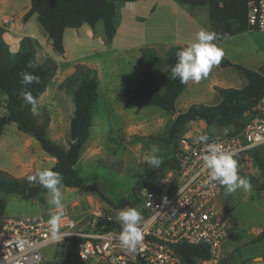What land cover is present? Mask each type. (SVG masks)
Segmentation results:
<instances>
[{"label":"rangeland","instance_id":"obj_1","mask_svg":"<svg viewBox=\"0 0 264 264\" xmlns=\"http://www.w3.org/2000/svg\"><path fill=\"white\" fill-rule=\"evenodd\" d=\"M167 1L178 5L173 0ZM153 3V0L141 1L137 4L118 2L116 7L118 15H120L119 13L125 7L131 10L133 5H146L145 10L136 11L135 19L136 17L147 19L142 23L154 27L158 19H155V16L150 17V12L154 8ZM29 6H31V0H12L9 10L18 14ZM205 10L207 7L201 8V11ZM125 17L128 20V25L131 26L133 20L128 18L126 13ZM200 21L208 23V17L203 13ZM135 25L137 24L135 23ZM30 26L37 33L38 38L44 37L45 33L39 25L36 15L30 19ZM99 26L102 27V24L100 23ZM153 29L148 30L152 31ZM228 45L227 56L241 64L253 66L264 56V34L262 33L236 36L229 40ZM49 46L50 44L47 43V48ZM101 49L103 48L98 47L97 50ZM110 51V54L126 52L116 46H113ZM158 51L160 52L159 85L164 91L168 59L164 48L161 47ZM87 53L88 51L84 49L82 51L75 50L70 52V58L76 57L78 60L87 61ZM55 55L58 57L57 54ZM45 56H48L45 46L40 48L37 46V62L39 64L42 63ZM129 69L130 67L126 66L124 72ZM223 70L239 76V73L234 70L227 68H223ZM107 76L105 74L102 77L101 93L95 107L90 138L75 166V170L85 183L97 187L103 196L101 197L95 192L81 193L73 188L62 187L63 212H67L77 219L99 212L116 218L117 213L126 208H135L142 213L143 206L140 205L139 192L135 191V187L140 181L147 179L150 171L160 168L149 167L145 163L144 157L152 154L153 147L159 149L156 154L161 158L162 163L174 155V144L167 143L166 140L175 117L156 107L138 110V108L126 106L121 81L114 82L113 96L108 98ZM54 81L55 78L50 81V91L46 94V100L40 102L38 113L35 115L38 120L49 115L48 138L67 148L70 140V122L74 114L73 96L76 87L61 91L59 84H55ZM234 84L242 88L245 80L239 76ZM5 103L6 97L0 93V115L5 113ZM194 104L213 105L215 103L205 101L198 94L186 91L179 97L176 110L185 112ZM60 107L65 111L63 119L59 116ZM187 127V133L184 130L181 136H225V129L214 126L205 127L200 122L194 125L188 124ZM227 129L226 135L233 132L232 128ZM258 153L264 158V149L259 150ZM236 160L238 174L241 177H246L252 187L248 192L238 190L236 193L226 195L221 186V202L226 209L232 227L231 235L223 247V256L231 264H264V239L257 240L264 228V177L261 176L255 164L248 167L239 159ZM55 164V160L43 152L34 139L21 133L16 124H10L5 128L0 137V179L16 178L28 182V176L34 175L38 170L51 169ZM166 173H155L153 181L156 182ZM48 199V195L44 194L38 199L27 201L18 196L0 192V213L8 216L40 213L49 215L51 206L47 202ZM43 254L47 260L45 264H54V246L47 247Z\"/></svg>","mask_w":264,"mask_h":264},{"label":"trees","instance_id":"obj_2","mask_svg":"<svg viewBox=\"0 0 264 264\" xmlns=\"http://www.w3.org/2000/svg\"><path fill=\"white\" fill-rule=\"evenodd\" d=\"M149 0H31V6L23 17L27 22L36 15L53 50L58 55L65 53L64 34L67 29H78L84 25L95 27L102 22L106 42L111 43L117 28L114 22L118 2L132 3ZM192 7L207 6L210 20V32L216 34V45L224 40L251 31L248 23L247 0H174ZM5 29L0 27V93L6 97L5 113L0 115V137L5 128L16 124L18 130L30 136L41 150L55 160L50 170L59 172L63 177V187L73 188L81 193L95 192L103 196L95 186L88 185L75 170L85 144L90 138L95 107L98 98L99 76L96 69L77 64L73 74L60 85L59 90L76 87L73 96L74 114L70 122V140L65 148L48 138L50 125L49 115L38 120L21 95L30 92L40 98L55 76L58 65L51 58L43 63L37 62V42L24 37L17 52H12L3 39ZM184 48L175 46L167 51L168 69L165 78V90L159 85L158 67L160 57L153 48H144L141 56L132 69L122 76L121 87L127 106L138 109L156 107L171 116L172 122L167 143L174 144V155L164 161L156 171H150L145 181H140L135 191L154 185V174L168 172L177 167V148L181 133L192 122H203L207 127L220 129L232 128L231 134L240 131L250 114L264 100V65L259 71H253L230 62H223L224 67H233L246 78L247 84L241 89H217L220 102L214 106L192 105L187 111L178 113L176 102L184 92L186 85L179 79H169L171 67L177 63L176 53ZM29 62H36V69L28 68ZM32 73L40 78V83L24 86L21 84V73ZM254 153V164L264 177V158ZM0 192L15 195L23 200H35L47 194V190L38 183L20 181L16 178L0 179ZM139 202H141L139 197ZM114 223L109 226L113 228ZM264 239V228L258 235V241ZM178 252L187 264H196L198 259L209 257L204 246L181 245ZM69 257L61 264H68ZM58 264V263H54ZM136 264H143L138 262ZM219 264H231L226 257Z\"/></svg>","mask_w":264,"mask_h":264},{"label":"built area","instance_id":"obj_3","mask_svg":"<svg viewBox=\"0 0 264 264\" xmlns=\"http://www.w3.org/2000/svg\"><path fill=\"white\" fill-rule=\"evenodd\" d=\"M247 7L250 30L264 33V0H247ZM199 137L180 136L176 169L139 192L144 238L135 253L119 243L121 225L111 215L99 212L77 219L63 212L60 238L53 240L49 215L0 213V264H45L43 251L49 246H54L53 262L58 264L67 256L68 264H187L178 252L181 245L208 248L209 257L196 264H219L232 227L221 186L204 168L207 148ZM209 137L208 143H218L222 151L252 167L254 153L264 149V100L240 131Z\"/></svg>","mask_w":264,"mask_h":264},{"label":"crops","instance_id":"obj_4","mask_svg":"<svg viewBox=\"0 0 264 264\" xmlns=\"http://www.w3.org/2000/svg\"><path fill=\"white\" fill-rule=\"evenodd\" d=\"M11 1L12 0H0V27L4 28L6 31L3 35V39L9 45L10 50L12 52H17L20 47V42L24 37L32 38L37 42L39 48L41 46H45L48 56H45L42 63L48 58H51L57 63L58 70L53 78H55V84L57 83L59 85L68 76L74 73L75 66L77 64H82L96 69L99 76L97 102L101 93L102 77H104L105 74L108 75L106 77L107 97L111 98L113 96L112 92L114 91V82L121 81L122 76L128 73L132 69L134 64L138 62L141 56L142 49L153 48L157 51L160 57V52L158 51L159 48H164L166 54L170 48L175 46H180L185 49L191 42H194L195 34L197 32L202 29L210 31V20L207 6L192 7L178 2L177 5L167 0H153L154 8L151 10L152 12H150V17L153 18L155 16V19H158V22L154 27L142 23L147 21V19H140L139 17H136L137 20L135 19L136 11H138L139 9L145 10L147 8L146 5H133L131 10H129L128 7H125L123 8V11L119 13L120 15H118V11L116 12L114 22L117 28V32L111 43L106 42L102 22H99L95 27L84 25L78 29H67L64 34L65 53L63 55L57 54V57L47 36L44 35L43 38H38L37 33L33 31L34 29L30 26V19H32V17H34L35 15L32 16L27 22L23 21V17L29 10L30 6L19 12L18 14H14L12 10H9L11 9ZM132 3L137 4V2ZM204 7H207V10L201 11V8ZM125 13L128 18L130 17V19L133 20V24H131V26L128 25V20L125 17ZM203 13L208 17V23L200 21L201 14ZM100 23L102 24V27L99 26ZM135 23L138 26L135 25ZM150 28L154 29L152 31H149L148 29ZM261 33L264 34L263 32L259 31H248L236 36H241L244 34L256 35ZM236 36L228 38L217 45L223 50L224 53L223 57L220 60V63L214 65L211 68L209 75L206 78H202L200 82L193 83L190 81L186 85V88L182 94H184L186 91L191 94H198L201 99L208 102L212 101L215 103L213 105L205 106H214L219 104L220 102V97L217 89H241L234 84V82L239 79V76H241L245 80V84L242 86V88L247 84L246 78L240 73V71L233 67H224L222 66V63L230 62L233 65H243V67L247 69L259 71L260 68L264 65V56L258 61L257 64H254L255 66L241 64L235 59L228 57V42ZM47 43L50 44L48 48ZM113 46H116L119 49H123L126 52L123 54H110V50L113 48ZM98 47H102L103 49L98 51ZM83 49L88 51L87 61L80 59L78 60V58L76 57L70 58V52L75 50L82 51ZM126 66H129L130 69L124 72ZM223 68L234 70L239 73V76L235 73L226 72L223 70ZM50 83L45 93L39 98L40 102L46 100V94H48L50 91ZM177 112L181 113L179 111ZM64 114V109L60 107L59 116L61 119L64 118ZM245 119L248 121L249 114L245 116ZM195 123L197 122L189 123V125H194ZM200 123L204 124V126L206 127L205 123ZM187 128L185 129V131L187 130ZM189 137L195 138L197 136Z\"/></svg>","mask_w":264,"mask_h":264},{"label":"clouds","instance_id":"obj_5","mask_svg":"<svg viewBox=\"0 0 264 264\" xmlns=\"http://www.w3.org/2000/svg\"><path fill=\"white\" fill-rule=\"evenodd\" d=\"M217 39L214 32L200 30L195 34L194 42L176 53L177 63L171 67L169 79H179L181 84L187 85L190 81L198 83L202 78L209 75L211 68L220 63L224 53L214 41ZM28 68L36 69V62H29ZM40 78L27 71L21 73V84L24 86L38 84ZM24 101L30 105L33 114H37L40 107L39 98H35L30 92H22ZM228 129L225 128V135ZM210 137L202 135L199 141L205 144L207 154L203 155L204 168L208 171L210 179L223 187L226 195L236 193L238 190L248 192L251 190V183L246 177L238 174L237 160L233 155L221 150L218 143H208ZM152 154L144 157L145 163L149 167L159 168L162 164L161 158L156 154L159 152L157 147L152 148ZM29 183H38L47 190L49 197L48 204L51 206L49 211L48 224L53 240L60 238L59 223L63 216L64 205L62 203L63 177L59 172L43 169L38 170L34 175L27 177ZM116 220L121 225L119 233V243L129 253H135L141 245L144 235L140 227L143 222L141 213L135 208L120 210L116 215Z\"/></svg>","mask_w":264,"mask_h":264}]
</instances>
